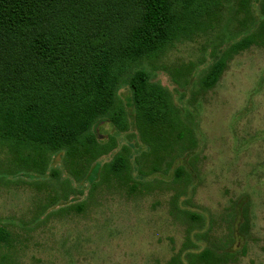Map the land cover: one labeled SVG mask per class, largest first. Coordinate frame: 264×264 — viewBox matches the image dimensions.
<instances>
[{"label":"rangeland","instance_id":"obj_1","mask_svg":"<svg viewBox=\"0 0 264 264\" xmlns=\"http://www.w3.org/2000/svg\"><path fill=\"white\" fill-rule=\"evenodd\" d=\"M262 3L181 6L161 51L115 67L120 114L96 119L91 141L49 129L52 149L19 147L0 132V264H264ZM137 74L183 117L153 131V147L140 134ZM53 105L1 126L40 136L57 122Z\"/></svg>","mask_w":264,"mask_h":264},{"label":"trees","instance_id":"obj_2","mask_svg":"<svg viewBox=\"0 0 264 264\" xmlns=\"http://www.w3.org/2000/svg\"><path fill=\"white\" fill-rule=\"evenodd\" d=\"M194 1L198 0H0L1 134L19 147L38 144L52 149L57 139H47L49 129L52 137L91 141L88 131L96 119L110 110L115 119L120 114L113 84L115 67L161 51L179 9ZM253 1L257 2L249 0ZM261 10L264 14V0ZM217 74L212 70L203 87H213ZM131 87L137 117L142 120L140 134L148 146L157 140L153 131L183 125L181 111L166 89L139 74ZM54 101L79 107L70 109ZM53 104L59 113L54 114V124L60 126L50 124L40 136L30 126L16 131L1 126L35 113L37 107L54 108ZM121 157L113 161L116 168L125 160ZM70 174L76 176L73 171Z\"/></svg>","mask_w":264,"mask_h":264}]
</instances>
